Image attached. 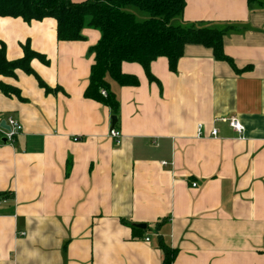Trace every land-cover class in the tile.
<instances>
[{"label":"crops","instance_id":"0c3cea01","mask_svg":"<svg viewBox=\"0 0 264 264\" xmlns=\"http://www.w3.org/2000/svg\"><path fill=\"white\" fill-rule=\"evenodd\" d=\"M173 23L228 27L224 53L251 68L235 73L201 45L174 72L157 57L154 80L122 62L138 84L107 78L115 144V115L83 95L99 31L58 41L53 18L0 17L7 59L28 41L48 60L31 68L57 90L22 70L0 77L19 92L0 90V124L22 125L13 142L0 133V192L13 194L0 202V264H161L160 238L178 251L172 264H264V0H185ZM229 117L242 135L218 120Z\"/></svg>","mask_w":264,"mask_h":264},{"label":"trees","instance_id":"16d2710c","mask_svg":"<svg viewBox=\"0 0 264 264\" xmlns=\"http://www.w3.org/2000/svg\"><path fill=\"white\" fill-rule=\"evenodd\" d=\"M247 1L252 3L257 0ZM128 5L147 12L149 17L137 21L134 14L125 10ZM184 7L185 0H0V17H19L27 23L47 17L53 18L56 22L58 41L83 40L82 30L86 26L98 30L100 37L97 43L90 47L94 60L83 95L107 105L117 116L118 101L110 90L107 78L110 77L123 86L138 84L135 76L121 72L122 62L138 63L147 78L154 80L149 66L157 57L167 58L168 68L174 72L185 47L201 45L210 49L216 60L227 62L235 73L251 68V65L237 68L233 59L224 53L223 38L228 27L218 29L194 23L174 24V19L182 16ZM21 47L22 57L8 60L5 44L0 41V77L14 78L16 71L22 70L35 75L39 85L47 93L57 91L56 88L46 86L30 65L32 59H38L47 65L46 57L32 50L28 41L22 43ZM102 88L106 91L105 96L100 93ZM0 90L5 95L19 97L16 88L1 80ZM12 198L13 194L0 192V200ZM158 247L162 252L161 264H172L178 253L177 249L161 238Z\"/></svg>","mask_w":264,"mask_h":264},{"label":"built area","instance_id":"2783aa9c","mask_svg":"<svg viewBox=\"0 0 264 264\" xmlns=\"http://www.w3.org/2000/svg\"><path fill=\"white\" fill-rule=\"evenodd\" d=\"M100 93L101 95L105 96L106 95V91L105 89H100ZM218 120L220 121H225L228 123V125L238 134V135H242L243 131H244V127L243 125L237 120V118L235 117H229V118H219ZM5 124L9 127L8 130L0 127V133L2 134L3 137L6 138L7 142H13L15 136L21 132L22 130V125L19 122V120L9 117L6 119ZM201 131H202V126L198 125L197 127V134L201 135ZM217 134V130L214 128L211 130V135L215 136ZM109 137L111 139H113V141L115 142V144H119L120 140H121V134L120 132L113 126L109 129ZM77 138H75L74 140H76ZM163 165L166 164V162H162ZM196 183H192V186H195ZM5 201V200H0V202ZM146 241H148V238H145Z\"/></svg>","mask_w":264,"mask_h":264},{"label":"rangeland","instance_id":"374dc122","mask_svg":"<svg viewBox=\"0 0 264 264\" xmlns=\"http://www.w3.org/2000/svg\"><path fill=\"white\" fill-rule=\"evenodd\" d=\"M125 10L127 12H130L134 14L135 18L137 21H143L149 17L148 13L145 11L140 10L139 8L133 6V5H128L125 7Z\"/></svg>","mask_w":264,"mask_h":264},{"label":"water","instance_id":"95a60500","mask_svg":"<svg viewBox=\"0 0 264 264\" xmlns=\"http://www.w3.org/2000/svg\"><path fill=\"white\" fill-rule=\"evenodd\" d=\"M116 121H117V117L116 116H112L111 117V126L112 127L115 125ZM0 125H1L2 128L6 129V130L9 129V127L5 124L4 121H2ZM1 142L5 144L7 142L6 138L2 137L1 138ZM135 226H136V228L142 229V230H144L146 228L145 224H136Z\"/></svg>","mask_w":264,"mask_h":264}]
</instances>
